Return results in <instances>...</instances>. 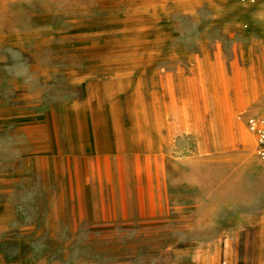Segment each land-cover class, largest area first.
<instances>
[{
	"label": "rangeland",
	"instance_id": "374dc122",
	"mask_svg": "<svg viewBox=\"0 0 264 264\" xmlns=\"http://www.w3.org/2000/svg\"><path fill=\"white\" fill-rule=\"evenodd\" d=\"M252 116L264 0H0V264H264Z\"/></svg>",
	"mask_w": 264,
	"mask_h": 264
},
{
	"label": "built area",
	"instance_id": "2783aa9c",
	"mask_svg": "<svg viewBox=\"0 0 264 264\" xmlns=\"http://www.w3.org/2000/svg\"><path fill=\"white\" fill-rule=\"evenodd\" d=\"M247 124L249 130L256 136V155L264 164V118L249 117Z\"/></svg>",
	"mask_w": 264,
	"mask_h": 264
},
{
	"label": "bare ground",
	"instance_id": "6f19581e",
	"mask_svg": "<svg viewBox=\"0 0 264 264\" xmlns=\"http://www.w3.org/2000/svg\"><path fill=\"white\" fill-rule=\"evenodd\" d=\"M138 57H140V56H138ZM136 68V67H135ZM206 69V68H205ZM126 71V70H125ZM142 87V86H141ZM144 88V87H143ZM144 91V90H143ZM143 93V92H142ZM144 101V100H143ZM152 101V100H151ZM177 102V101H176ZM176 109V108H175ZM147 119V118H146ZM138 132V131H137ZM150 133V132H149ZM147 136V135H146ZM149 137H150V135H149ZM152 141V140H151ZM249 141H250V144L253 146V144H254V139H253V137H249ZM149 157H152V156H154L155 155V153H156V151H154V150H152V149H150L149 150ZM162 156V155H161ZM160 164V163H159ZM162 166H163V163H162ZM163 169V168H162Z\"/></svg>",
	"mask_w": 264,
	"mask_h": 264
}]
</instances>
